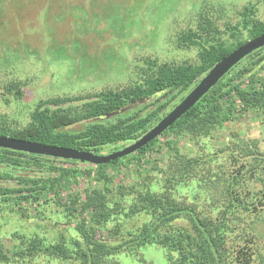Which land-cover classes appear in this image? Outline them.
I'll use <instances>...</instances> for the list:
<instances>
[{
	"label": "trees",
	"instance_id": "1",
	"mask_svg": "<svg viewBox=\"0 0 264 264\" xmlns=\"http://www.w3.org/2000/svg\"><path fill=\"white\" fill-rule=\"evenodd\" d=\"M8 7V0H0V22ZM127 15L133 16L132 12ZM239 16L237 23L225 25L223 31L206 19L196 31L183 34L182 45L198 50L194 63L145 60V66L137 68L139 80L125 88L40 100L25 127L12 128L0 116V136L98 155L105 147L112 148L109 152L122 149L152 128L216 63L264 33V22L254 18L251 5H245ZM139 105L138 110L127 114L130 107ZM248 113L264 115V47L234 66L163 134L129 156L94 166L0 148V212L3 208L22 215L27 211V219L38 217L41 221L48 219L43 209L54 206L61 215L54 219V226L64 224L49 238L45 232L35 231L28 237L14 232L7 242L13 243L9 246L0 238V263L120 264L122 253L155 243L166 251L168 264H249L254 255L252 247L239 248L233 255L235 259L231 258L234 250L226 247V236L233 231L228 222L242 221L238 213L257 216L264 211V152L256 141L236 145L243 165L228 172L227 178L217 175L218 181H210L218 187L221 178L228 180L219 201L205 190L213 205L215 200L221 202V207L214 205L216 217L212 218L209 208L199 212L194 203L181 202L173 194L187 180H195L205 189L212 186L203 172V165L208 163L199 157L185 158L177 149L178 140L187 135L192 139L209 135L225 122ZM160 137L165 141L160 143ZM236 151L231 153L235 161ZM151 153L163 159L162 166L154 160L149 169L160 175L157 190L146 176L140 183L125 184L119 179L115 183L121 167L127 168L133 162L135 172L142 167L140 173L144 174L143 166L147 171L150 164L144 160ZM93 171L88 188L83 190L84 198L77 192L69 196L68 202L60 197L63 189L78 184V174L90 178ZM253 179L261 184L256 193L243 187L244 182ZM92 182L98 186H92ZM32 205L38 209L31 214L27 207ZM131 220H138L140 226L132 222L128 228L126 223ZM110 223L112 228H108ZM105 231L112 242L98 238ZM244 242L256 244L253 239ZM258 255V260L264 259Z\"/></svg>",
	"mask_w": 264,
	"mask_h": 264
},
{
	"label": "rangeland",
	"instance_id": "2",
	"mask_svg": "<svg viewBox=\"0 0 264 264\" xmlns=\"http://www.w3.org/2000/svg\"><path fill=\"white\" fill-rule=\"evenodd\" d=\"M8 4V12L0 22V116L5 123L18 129L28 124L29 114L40 100L121 89L134 84L139 80L137 68L144 67L145 60L158 64L194 63L198 50L182 45L183 34L196 31L199 23L206 19L212 20L223 31L225 25H234L240 20L239 13L245 5H251L254 18L264 22V0H8ZM129 12L133 16H126ZM140 107H130L127 114ZM250 140L256 141L264 152V115L248 113L243 118L225 122L221 128H215L201 138L182 137L177 142V149L185 158L199 157L208 163L202 164L203 172H206L208 185L212 186L206 185L208 188L205 189V185L199 187L195 180L184 179L186 183L173 192L174 196L181 202L194 203L199 212L209 208L212 218L216 217L215 206L221 207V202L216 200L219 201V193L228 180L221 178L218 187L210 181L217 180V175L227 178L228 172L243 165L236 145L250 143ZM164 141V137L159 138L160 143ZM111 149L105 147L101 153L107 154ZM234 151L239 161L231 159ZM146 157L144 161L149 160L150 164L147 171L143 166L144 174L140 173L142 167L138 171L141 175L135 172L137 168L133 162L127 168L121 167L115 183L118 179L125 184L140 183L146 176L150 178L152 188L157 190L160 175L149 169L154 160L160 164L163 159L153 153ZM247 162L245 170L248 169ZM111 175L114 172L111 171ZM93 176L94 171L90 178L78 174V184L63 189L60 197L68 202L69 196L77 192L84 198L83 190L88 188ZM255 179L243 181V187L258 192L261 184ZM95 185L98 186L92 182V186ZM205 190L213 193L215 206ZM27 208L31 214L38 209L34 205ZM43 210L48 219L40 221L38 217L27 219L24 216L27 211L22 215L3 208L0 212L3 243L13 244L7 242L14 232L27 237L35 231L45 232L49 238L55 230L64 227V224L58 228L54 226V219L61 216L59 208L50 206ZM238 216L242 221L228 222L233 230L226 236V247L234 250L231 258L235 259L233 255L239 248L251 246L254 255L249 264H264V259L258 260V254L264 257V211H259L257 216L241 212ZM132 222L136 226L141 224L131 220L126 226L131 228ZM108 228H112L111 223ZM106 232H100L98 238L112 242ZM258 237H261L260 242ZM248 239H253L256 244L245 245L248 241H244ZM166 258V251L151 243L122 253L118 260L120 264H168Z\"/></svg>",
	"mask_w": 264,
	"mask_h": 264
},
{
	"label": "water",
	"instance_id": "3",
	"mask_svg": "<svg viewBox=\"0 0 264 264\" xmlns=\"http://www.w3.org/2000/svg\"><path fill=\"white\" fill-rule=\"evenodd\" d=\"M264 47V33L247 41L239 48L232 51L225 58L216 63L199 81L193 86L185 97L164 115L152 128L140 138L126 145L122 149L107 154H94L91 152L78 151L56 146L43 145L6 136H0V148L15 152H22L60 160H73L81 164L94 166L105 165L117 159L129 156L146 146L161 134H163L178 119L186 114L201 98L206 95L218 81H220L234 66L254 51Z\"/></svg>",
	"mask_w": 264,
	"mask_h": 264
}]
</instances>
